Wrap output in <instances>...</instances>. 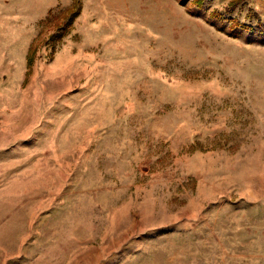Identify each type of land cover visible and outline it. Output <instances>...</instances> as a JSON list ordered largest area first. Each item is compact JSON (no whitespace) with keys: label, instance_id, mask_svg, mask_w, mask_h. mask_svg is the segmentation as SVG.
I'll list each match as a JSON object with an SVG mask.
<instances>
[{"label":"rangeland","instance_id":"obj_1","mask_svg":"<svg viewBox=\"0 0 264 264\" xmlns=\"http://www.w3.org/2000/svg\"><path fill=\"white\" fill-rule=\"evenodd\" d=\"M0 264H264L252 9L0 0Z\"/></svg>","mask_w":264,"mask_h":264},{"label":"crops","instance_id":"obj_2","mask_svg":"<svg viewBox=\"0 0 264 264\" xmlns=\"http://www.w3.org/2000/svg\"><path fill=\"white\" fill-rule=\"evenodd\" d=\"M227 3L233 0H225ZM246 4V8H250L256 14V18L264 23V0H241Z\"/></svg>","mask_w":264,"mask_h":264},{"label":"trees","instance_id":"obj_3","mask_svg":"<svg viewBox=\"0 0 264 264\" xmlns=\"http://www.w3.org/2000/svg\"><path fill=\"white\" fill-rule=\"evenodd\" d=\"M71 13H74V16L73 17H75L76 14L78 13V10H76V11H73L72 10ZM33 55H34V49L32 48V49H30V52L28 53V56H27V66H29V65L32 64V62H33Z\"/></svg>","mask_w":264,"mask_h":264}]
</instances>
